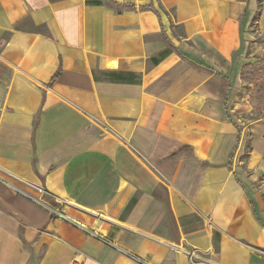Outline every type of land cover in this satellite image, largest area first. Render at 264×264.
I'll return each mask as SVG.
<instances>
[{"label":"crops","instance_id":"1","mask_svg":"<svg viewBox=\"0 0 264 264\" xmlns=\"http://www.w3.org/2000/svg\"><path fill=\"white\" fill-rule=\"evenodd\" d=\"M113 1L0 0V264H264V0Z\"/></svg>","mask_w":264,"mask_h":264},{"label":"trees","instance_id":"2","mask_svg":"<svg viewBox=\"0 0 264 264\" xmlns=\"http://www.w3.org/2000/svg\"><path fill=\"white\" fill-rule=\"evenodd\" d=\"M108 3L112 6H121V4H117L113 0H108ZM116 10L120 11L119 9ZM262 49L264 50V40L262 41ZM59 72L60 69L48 82L49 85L55 81ZM240 79L246 84L245 89L249 97V102L252 106L253 113H255L252 118L259 119L264 117V53L256 60L242 65ZM249 152L250 145L247 143L246 151L242 158H246Z\"/></svg>","mask_w":264,"mask_h":264},{"label":"rangeland","instance_id":"3","mask_svg":"<svg viewBox=\"0 0 264 264\" xmlns=\"http://www.w3.org/2000/svg\"><path fill=\"white\" fill-rule=\"evenodd\" d=\"M257 18L258 15L256 14L255 17L253 18V20L251 21L250 25L248 26V30L250 32H252V39H245L243 42V53H242V58H244L245 60H250L251 62L256 60L258 57H261V55L264 53V50L262 49V37L259 35L258 31H257ZM171 32L176 36L181 34V28L179 26H174L170 28ZM243 82V81H242ZM245 82L242 83L241 89L239 91L240 94L242 93H246V89H245ZM248 95V94H247ZM255 113H251V115H245L244 119H248V118H252L254 116ZM248 141V138H246ZM24 190V189H23ZM26 192L29 193V196H31L32 199H34L36 202H38L39 204L44 206V202L46 204L49 205H53L51 204V202L48 201L46 194H44L42 191L35 189L34 193L28 191L27 189L25 190ZM46 206V205H45Z\"/></svg>","mask_w":264,"mask_h":264},{"label":"built area","instance_id":"4","mask_svg":"<svg viewBox=\"0 0 264 264\" xmlns=\"http://www.w3.org/2000/svg\"><path fill=\"white\" fill-rule=\"evenodd\" d=\"M41 191V190H40ZM46 205V206H45ZM44 206L48 209V210H50L53 214H55V215H57V216H59V217H61V218H65V219H67V216L62 212V211H60L57 207H55L54 205H49V204H46L45 202H44ZM107 243H109V244H111V242L110 241H106Z\"/></svg>","mask_w":264,"mask_h":264}]
</instances>
